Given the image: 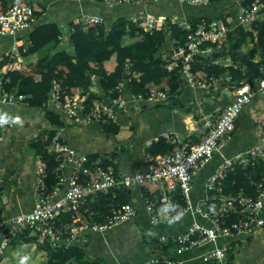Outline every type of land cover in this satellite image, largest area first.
Returning <instances> with one entry per match:
<instances>
[{"label":"built area","instance_id":"1","mask_svg":"<svg viewBox=\"0 0 264 264\" xmlns=\"http://www.w3.org/2000/svg\"><path fill=\"white\" fill-rule=\"evenodd\" d=\"M98 1L104 5L112 6L123 3L148 4L156 0ZM176 1L185 5H205L208 3V0ZM260 8L261 4L257 2L249 5H242L238 2L237 12L233 17L229 15L212 18L200 16L190 19L172 17L171 21L177 23L184 32V38L183 42L178 44L170 54L171 61L167 64V68L170 69L179 64L181 86L200 87L206 90L216 87L222 80L220 74L213 75L203 71H191L190 62L198 56L211 55L220 50L224 40L232 32L234 24L249 26L255 20L262 18L263 13ZM124 16L129 20L142 22L147 31L160 28L165 22L164 19L147 12L126 13ZM36 18L35 6L28 0H0V36L9 35L14 38L9 48L11 60L0 67V103L20 102L25 97L22 93L7 92L3 89V74L9 70L23 69V57L19 52V46L25 44L24 41H27L28 37L24 36L23 41L20 42L21 37L16 38V34L18 31L28 28ZM102 19L99 15L85 13L76 18L75 21L81 22L86 27H92L96 23H101ZM58 27L59 42L52 49V52L65 50L72 53V46L69 42L72 26L62 23ZM13 62H17L16 67L13 66ZM212 62L218 63L224 68H228L229 64L236 66L233 60L225 62L218 58L213 59ZM132 65V61L124 63L123 79L126 81H129L130 74L135 72L131 70ZM94 79L92 77V80ZM124 80L117 82L112 89L120 90L126 82ZM88 89L98 93V88L94 83ZM58 90V84L53 83L48 94L47 104H53L69 120L77 114L78 110L83 108V95H80L81 91L77 87L72 90V94L64 97L60 96ZM257 90L264 91V76L258 79L255 86L248 81H241L234 85L232 98L224 104L217 114L202 116L201 128L198 130L199 137L195 140L189 141L170 130L163 131L161 135L171 146L170 150L156 154L146 168L133 173H120L110 165L97 164L94 169H91L90 166L85 165L86 155L83 153L76 154L74 148L60 141V133L56 130L50 137L47 150L54 154V158L59 163L52 171H47L43 161L38 158L35 165L33 204L28 211L19 212L12 217L0 220V253L7 246L10 238L22 228L30 229L39 241L47 240L52 246L84 245L87 242L85 232L100 234L114 228L132 216L134 213L133 205L130 202H124L120 207L112 210L103 221L84 223L79 227L72 226L65 235L58 224L59 216L65 210L76 213L88 197L105 193L110 189L129 186L132 182L160 184L163 187V195L160 197L161 206L166 211L172 207L169 195L175 187H178L183 205L177 212L171 213L166 218L167 222L177 220L191 207V190L195 170L208 162L214 153H219L221 160L207 176L206 189L220 190L219 180L234 165L248 164L254 156L264 160V106L254 114L255 143L243 150L227 155L222 154V148L230 138V132L234 127L237 115L242 107L250 102L253 93ZM171 94V91L166 87L162 89L158 86H149L145 94L132 93L130 97L134 100L162 102L167 100ZM124 101L123 97H111L108 101H94L83 117L86 121H91L93 118H100L101 121L114 120L113 106H123ZM66 163L70 164L71 170L67 175H63L59 170ZM50 172L54 174L55 184L51 189H48L47 181L51 177ZM63 184L62 192L58 195ZM145 208L150 221L157 222L158 215L151 200H145ZM229 208L237 214L235 218L229 221L220 223L215 212L208 211H204V214L210 218L209 225L192 221L184 232L174 237L178 243L174 254L180 253L192 245L215 241L219 236L253 234L264 225V171L255 177L250 191L239 192L236 195L222 198V204L218 208L220 215L226 216L225 212ZM196 209L199 211L200 208L197 207ZM72 220L75 222V217ZM225 250L226 245H215L204 254L203 258L214 259L217 264H227ZM159 262L182 264L180 260L174 258V255L166 257L152 255L139 264H157Z\"/></svg>","mask_w":264,"mask_h":264},{"label":"crops","instance_id":"2","mask_svg":"<svg viewBox=\"0 0 264 264\" xmlns=\"http://www.w3.org/2000/svg\"><path fill=\"white\" fill-rule=\"evenodd\" d=\"M28 1L44 11L41 15L46 12L48 16L51 15L57 20L58 25H60L70 19L75 21L81 14L92 11L93 6H90L88 2H95L96 0ZM238 1L233 0L228 2L221 0L209 6L206 4L185 5L178 3L176 0H156L148 4L127 3L123 4V15L126 13L147 12L165 21L167 15L169 18L176 16L180 19H190L200 16L209 17L217 12H225L230 9L231 12L224 14V16L229 15L233 17L237 12L235 5L238 4ZM102 5L108 7V9L114 6ZM51 6H55L53 10H50ZM149 6L152 10L149 9ZM114 17L115 15H110L109 17L102 18L111 20ZM248 29L249 26L234 24L232 32L224 40L222 47L238 53L246 52L252 47ZM24 36H27L26 29L20 30L16 34V38L21 37L20 42L23 41ZM13 39L9 35L0 36V55L10 48L9 46ZM167 42L168 40L165 43L166 45H168ZM24 43L26 44V41ZM165 50L166 47L162 52ZM250 51H254L255 58L258 57V52L254 48H251ZM220 59L225 62L232 61L225 57ZM104 64L106 69L109 70L113 67L114 62L106 61ZM22 65L23 69L21 71L34 73V70H32L33 61H22ZM228 68L237 69V65L229 64ZM229 69L220 74L222 80L216 87L206 90L200 87L181 86L178 88V93L174 94V97L169 102H165V105H156L155 103L145 101L139 102V100H134L130 96L123 97L125 100L123 106H113L115 112L113 122L119 126L117 133L114 135L105 132L98 122L86 121L80 110H78L72 119L66 121L64 125L58 127L56 130L60 132L62 138L76 152L88 156L90 154H97L95 165L102 160L104 162L111 160L118 164L116 170L120 173H133L142 170L148 166L146 146L149 145L148 143L156 140L157 136L163 131L170 130L176 132L189 141L199 137L198 130L201 128L202 116L217 114L233 96L235 82L230 80L226 83L223 82L224 79H229ZM165 81L153 85L165 87L167 85ZM19 103L0 104V112L7 113L12 117L20 116L23 121L22 127L13 124L0 127V213L3 214L4 219L12 217L19 212L28 211L33 204L35 165L39 156L30 148L29 140L36 136V132L48 127L42 110L36 109V111H33L25 109L23 106L18 105ZM48 104L51 105V103ZM168 104L170 105L167 106ZM188 106L190 110L186 111ZM263 106L264 91L257 90L253 93L250 102L242 107L239 114V125L233 134H230V138L222 151L223 153L231 154L255 143L254 114L261 110ZM206 112L208 113L205 114ZM220 160L221 155L218 154L215 160L213 159L207 165L205 173L201 171L203 166L195 170L191 191V207L177 220L171 222H167L166 218L173 212L163 209L160 198V207L156 208L153 199L148 197L154 190L159 191L160 197L163 195V187L160 184L132 182L131 185L122 187L127 188L130 192L129 200L126 202H130L133 205L134 213L127 220L120 222L114 228L104 233L85 232L90 253L105 264H139L152 255L164 257L174 255V258L180 260L182 264H217L214 259H204V254L209 252L215 245L224 244L227 247L231 243H234L235 247L231 264H264V225L253 234L242 233L232 236H219L215 241L192 245L180 253H173L171 255H162L151 247L149 243L145 242L146 239L154 237L159 240H164L167 235L175 237L177 234L184 232L192 221L201 222L206 225L210 224V218L201 210L200 204L208 198L210 190L220 191L205 188L206 178L214 170L213 164L216 166ZM70 170V164L66 163L61 166L59 171L63 175H67ZM218 186H220L219 183ZM63 187L64 184L60 187L58 195L62 192ZM171 194L172 192L169 195L170 199ZM215 195L213 194L212 196ZM218 197L220 204L217 209L208 212H215L219 222L223 223L229 221L227 218H229L230 212H235L229 208L225 212L226 216H221L218 208L222 204V198L225 195L220 194ZM145 200L153 202L158 215L157 222L150 221L149 214L145 208ZM197 207L200 208L199 211L196 209ZM75 222L77 223L73 227H79L85 223L82 222L80 216L75 217ZM14 246H6L3 249L0 253V264H7L6 257L11 258L12 256L11 254L5 255V253L9 247ZM14 261L18 262V260Z\"/></svg>","mask_w":264,"mask_h":264},{"label":"trees","instance_id":"3","mask_svg":"<svg viewBox=\"0 0 264 264\" xmlns=\"http://www.w3.org/2000/svg\"><path fill=\"white\" fill-rule=\"evenodd\" d=\"M219 1L221 0H208L206 5L209 6ZM238 2L242 5H249L253 2L261 4L260 11L263 13L262 18L249 24L248 29L249 39L252 43L251 48H254L258 52V57L255 58L254 51H250L251 48L244 53L222 48L211 55L196 57L190 62L189 67L191 71H203L207 74L218 75L228 68L214 63L212 60L225 57L235 61L237 65V69H229V80L235 82L234 85H237L241 81H248L255 86L258 79L264 76V0H239ZM100 3L98 0L95 2L89 1L88 4L93 6V10L89 13L104 18L115 15L109 23H106V19L104 18L101 23H96L92 27H86L81 22H76L72 19L66 22L73 28L69 34L72 53L65 50H55L52 52V49L59 42L58 22L51 15L48 16L46 12L41 15L44 12L42 9L37 10L38 17L26 28L28 40L26 44L19 46V52L23 57V61H33L35 75L21 70H9L3 74V89L5 91L25 95L18 105L33 111H36V109L43 111L48 127L36 132V136L29 140V146L43 161L47 171H52L59 163L54 158V154L48 152L47 144L50 137L56 132V129L68 121L53 104H47L48 94L53 87V83L58 84V91L61 97L72 94V90L76 87L80 89V95H83V108L80 110L82 115L88 111L94 101H108L111 97H129L132 93L145 94L149 88L148 84L157 85L166 80L165 82L172 93L167 100L162 102L139 100V102L145 101L155 103L156 105H165V102H169L174 97V94L178 93V88L182 83L179 78V64L170 69L167 68V64L171 61L170 54L176 49L178 44L183 42L184 38V32L177 23L171 21L172 17L169 18L167 15L164 24L160 28L147 31L142 22L129 20L123 15V4L127 3L116 4L111 9ZM51 7L50 10H53L55 6ZM237 7L238 4L235 5V9ZM149 9L152 10L150 6ZM229 12H231L230 9L225 12H217L207 18L224 16V14ZM167 40L168 45L165 44ZM165 47L169 55L161 57L162 50ZM10 60L9 49H7L6 52L0 55V67ZM106 61L114 62L113 67L109 70L105 67L104 63ZM126 61H132L131 70L135 71L134 74H130L129 81L123 79L124 63ZM92 77L95 79L92 80ZM121 80L126 81L125 84L120 90H113L114 85ZM93 83L97 86L98 93L88 89ZM160 87L164 88V86ZM100 93L102 94L100 95ZM189 110L190 107L188 106L186 111ZM239 114L234 121V127L230 134H233L239 125ZM92 121L98 122L102 129L111 135L117 133L119 128L111 119L101 121L100 118H93ZM59 139L68 144L61 134ZM148 144L145 149L148 152V164L153 161L156 154L167 152L171 147L161 134L157 136L156 140ZM76 154L80 153L76 152ZM218 154L214 153L212 158L203 167L201 166L203 173H205L207 165L213 159L215 160ZM96 156L97 154L86 155L85 165L90 166L91 169H94L97 164L102 166L110 165L115 170L117 169L118 164L111 160L108 162L102 160L95 165ZM214 167L215 164H213V169ZM262 171H264V160L257 156H254L248 164L234 165L220 179V191L210 190L208 192V198L200 204L201 210H216L220 204L218 197L220 194L233 196L239 191H250L253 180ZM50 176L47 181L48 189L54 186V174L50 172ZM129 193L127 188L110 189L105 193H98L94 197L86 198L76 213L65 210L59 216L58 224L61 227V231L65 235L77 223L72 220L76 216H80L82 222L85 223L103 221L112 210L129 200ZM213 194L216 195L212 196ZM148 197L153 199L156 208L160 207V194L158 190L151 192ZM171 200L172 208L169 212L178 211L183 205L178 187L173 189ZM235 215V213L230 212L227 219H233ZM2 218L3 214L0 213V220ZM145 242L149 243L151 247L162 255L173 254L178 246L176 239L171 235H167L164 240L154 237L146 239ZM22 243H32L39 250L44 251L46 264H105L90 253L88 242L84 245H70L67 247L64 245L52 246L47 240L39 241L30 229L22 228L10 238L7 246ZM234 247V243L226 247L225 260L227 264L232 263ZM13 264H20V262ZM157 264L164 263L159 262Z\"/></svg>","mask_w":264,"mask_h":264},{"label":"rangeland","instance_id":"4","mask_svg":"<svg viewBox=\"0 0 264 264\" xmlns=\"http://www.w3.org/2000/svg\"><path fill=\"white\" fill-rule=\"evenodd\" d=\"M35 8L39 11V8H37V7H35ZM109 21L110 20H106L105 22L109 23ZM222 48H224V47H222ZM163 50H164V48H163ZM168 55H169V52H167V50H165V51H163L161 53V57H166ZM32 70H34V68H32ZM27 71H29V70H27ZM228 80L229 79H227V80L224 79L223 82L226 83V82H228ZM149 86L153 87L154 85L152 84V85H149ZM165 87L169 89L168 85H166ZM9 254H11L12 257L11 258L6 257L7 264L15 263L16 261H14V260H18V262H20L21 257L24 256L25 254L30 256L29 264H46V262H45V252L42 251V250H39L32 243L16 244L14 247H11V248L9 247L7 249L5 255H9Z\"/></svg>","mask_w":264,"mask_h":264},{"label":"clouds","instance_id":"5","mask_svg":"<svg viewBox=\"0 0 264 264\" xmlns=\"http://www.w3.org/2000/svg\"><path fill=\"white\" fill-rule=\"evenodd\" d=\"M8 124H13V125H19L23 126V121L20 118V116H9L7 113H2L0 112V126H5ZM30 256L25 254L24 256L21 257L20 259V264H29Z\"/></svg>","mask_w":264,"mask_h":264},{"label":"bare ground","instance_id":"6","mask_svg":"<svg viewBox=\"0 0 264 264\" xmlns=\"http://www.w3.org/2000/svg\"><path fill=\"white\" fill-rule=\"evenodd\" d=\"M13 66L16 67L17 66V62H13ZM188 126V125H187Z\"/></svg>","mask_w":264,"mask_h":264}]
</instances>
